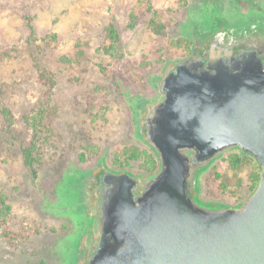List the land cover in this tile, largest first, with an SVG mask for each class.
<instances>
[{"label": "rangeland", "instance_id": "rangeland-1", "mask_svg": "<svg viewBox=\"0 0 264 264\" xmlns=\"http://www.w3.org/2000/svg\"><path fill=\"white\" fill-rule=\"evenodd\" d=\"M250 7L264 10V0H0V214H6L0 264H74L67 263L65 245L78 237V213L67 206L76 193L71 175L88 177L142 145L129 99L157 100L155 79L191 55V38L199 37L183 32L198 14ZM153 18L165 25L164 34L151 28ZM111 26L120 36L117 49L107 35ZM43 71L54 79V112L49 138L38 144L30 169L23 149L33 133L25 118L49 93ZM3 108L11 112L12 127ZM140 149L131 171H145ZM232 150L204 169L199 190L195 184L201 203L235 205L256 190L260 179L247 164L233 167Z\"/></svg>", "mask_w": 264, "mask_h": 264}, {"label": "water", "instance_id": "water-1", "mask_svg": "<svg viewBox=\"0 0 264 264\" xmlns=\"http://www.w3.org/2000/svg\"><path fill=\"white\" fill-rule=\"evenodd\" d=\"M194 39L139 119L158 171L102 167L84 181L91 227L77 264H264V43ZM231 149L262 167L256 190L237 205L201 203L194 170Z\"/></svg>", "mask_w": 264, "mask_h": 264}, {"label": "flooded vegetation", "instance_id": "flooded-vegetation-1", "mask_svg": "<svg viewBox=\"0 0 264 264\" xmlns=\"http://www.w3.org/2000/svg\"><path fill=\"white\" fill-rule=\"evenodd\" d=\"M260 8V10H256L255 8L250 7L248 12H251L252 14L248 15V17L245 16V13L247 14L248 12H239V10L232 9L229 10L228 13L224 11H217L215 8L211 9L210 11H203L201 14H198V17L194 18V21H192L190 26H188V28H186L183 33L185 36H190V38L192 37V33H195L199 37L197 38V40L201 42L207 41L209 39H218L223 43H252L257 40L258 42L261 41L264 43V10L262 9L263 7ZM242 15L243 17L247 18L244 19L245 22H241L237 25L231 24V20L238 18V16L242 17ZM191 40L194 44V37H192ZM146 101L147 100L143 99L140 96L134 98L133 101L129 100V107L136 121V134H139V119L141 117L142 111L150 102H152ZM135 108H138V110H135ZM102 167L111 169L110 167L106 166ZM102 167H100L99 169H101ZM201 168L203 167L196 168L194 172ZM71 176V178L74 180V191L76 193L75 195H72V202H70V204H67V206L74 205L73 211L78 213V220H81L76 221L72 219L74 223V231L75 228L78 227V231L75 236L78 237L74 241L69 242V240H66L65 245L67 251L70 252V254L68 255L69 261H67V263L72 260V263L77 264L81 249V242L85 235H87L91 227L88 215V195L83 186L84 181L88 177L82 176L81 174Z\"/></svg>", "mask_w": 264, "mask_h": 264}, {"label": "trees", "instance_id": "trees-1", "mask_svg": "<svg viewBox=\"0 0 264 264\" xmlns=\"http://www.w3.org/2000/svg\"><path fill=\"white\" fill-rule=\"evenodd\" d=\"M149 24L151 28L159 33V34H164L165 33V25L162 24L160 21H158L156 18H153L149 21ZM107 35L108 38H110L113 41V46L112 48L117 49V46L120 41V36L118 34V31L115 26H111L107 29ZM42 80L45 81L46 84H48L49 87V93L47 95V98L43 100L42 104L39 106L38 109H36L34 112L29 113L26 118V124L27 126L31 129L33 133V141L30 144L28 148L23 149V158L26 166L30 169H33L34 164L36 162V157L35 153L38 150V144L42 140H47L49 138V135L51 133V128H50V120L53 116L54 112V107L51 102V89L53 83V77L52 75L47 72L43 71L42 72ZM130 100V99H129ZM131 101L133 99L131 98ZM135 110H138V108H135ZM1 112L5 115L6 120L8 122V126L12 127V117H11V112L3 108L1 109ZM144 146V150L146 151V161L147 164L144 165V170L145 171H131L128 169L129 165L131 164V161H137L141 158L142 152L140 149V146ZM142 145H139L136 147H130L126 149L123 153L116 155L115 158L113 159V162L111 164V169L115 170L120 173H127L133 177H146L149 174L153 173L159 168V158L156 152L149 147L148 145L144 144L142 142ZM232 154L230 156L231 158V164L233 165L234 168H238L241 165H249L253 170L255 174V180L259 181L260 179V173H261V166L257 162L256 159H254L251 155L244 154L240 152L238 149H233ZM226 153H223L220 157L214 159L210 164L206 165L205 167L196 170L195 175L197 176V179L195 178V184L198 186V190L202 186V174L204 173V169L211 168L218 160H221L225 157ZM145 172V173H143ZM241 202L234 203L235 205L240 204ZM207 205H228L226 203H223L221 201L217 202H208L206 203ZM6 218V214H0V224L2 221Z\"/></svg>", "mask_w": 264, "mask_h": 264}]
</instances>
